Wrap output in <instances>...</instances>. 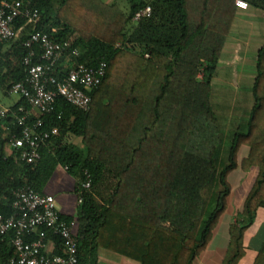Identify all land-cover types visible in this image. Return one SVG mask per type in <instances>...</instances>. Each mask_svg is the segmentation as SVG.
<instances>
[{"label":"trees","instance_id":"1","mask_svg":"<svg viewBox=\"0 0 264 264\" xmlns=\"http://www.w3.org/2000/svg\"><path fill=\"white\" fill-rule=\"evenodd\" d=\"M22 1L40 12L34 29L58 40L73 38L81 52L77 63L104 61L107 67L100 85L89 91L88 110L56 97L51 112L34 114L43 119L42 128L59 129L35 164L18 163L5 152L17 130L14 112L19 105L29 109L27 101L19 98L0 118V211L12 213L24 186L45 193L54 171L67 166L76 201L82 199L75 214L61 213L77 225V264H98L99 249L139 264H194L227 210L231 175L254 171L227 226L220 262L239 264L247 253L245 232L264 210V42L255 57L251 102L232 100L224 90L212 104V81L239 9L235 0H129L128 10L105 0ZM245 1L264 12V0ZM146 5L151 15L133 20ZM30 30L26 26L11 42V57L0 53V79L10 77L6 91L26 76L21 42ZM56 68L61 77L62 64ZM85 173L89 188L81 187ZM168 216L180 225L163 224ZM13 237L12 231L0 234V264L15 253ZM51 238L54 253H61L59 237ZM252 264H264V241Z\"/></svg>","mask_w":264,"mask_h":264},{"label":"built area","instance_id":"2","mask_svg":"<svg viewBox=\"0 0 264 264\" xmlns=\"http://www.w3.org/2000/svg\"><path fill=\"white\" fill-rule=\"evenodd\" d=\"M239 9H247L245 0H235ZM152 9L149 5L139 8L133 20L149 17ZM41 15L36 7L22 0L0 1V53L2 44L13 42L20 37L26 26L27 32L21 42L26 50L22 63L26 70L23 80L9 85L7 93L24 98L29 109L19 105L14 112L17 124L16 132L9 135L6 144L7 156H12L18 163L35 164L41 157L42 145L59 135L57 127L42 128L44 113L54 108L56 97H62L68 103L83 110H88L91 102L89 91L102 82L107 64L101 61L96 66L77 63L75 58L80 49L73 46V38L58 40L51 33L34 29ZM20 19L23 23L17 25ZM56 28L51 32L55 33ZM62 64L64 73L61 77L55 73ZM11 108L0 104V118L7 117ZM35 113L40 116L33 117ZM67 169V166H64ZM81 183L82 188L90 187V178ZM81 197L78 203L81 202ZM12 213L4 215L0 211V234L14 233L12 244L14 255L6 264H77L79 240L77 225L74 220L61 217L55 198L47 193L35 191L30 186L20 188L11 203ZM58 236L61 253H54L55 241L48 235ZM24 237H30L27 241Z\"/></svg>","mask_w":264,"mask_h":264},{"label":"crops","instance_id":"3","mask_svg":"<svg viewBox=\"0 0 264 264\" xmlns=\"http://www.w3.org/2000/svg\"><path fill=\"white\" fill-rule=\"evenodd\" d=\"M263 42H264V12L261 9L254 7H249L247 9H238L235 21L230 29V33L227 36L226 42L222 49L220 60L217 65L214 78L216 74L219 71H221L220 78L223 80L224 83L230 85L237 84V86H239L244 82L246 83L247 86L246 88L249 89L252 85L256 73L255 57L257 54V50L263 44ZM11 45H12L11 42L2 44V52L7 55L9 54V57H11L14 53V50L12 49ZM248 54H250V56H247ZM244 57L249 59L248 63L245 62ZM246 64H250L254 68V72H251L249 76L246 75L243 68L246 66ZM6 66L3 68V73L7 72ZM5 78L6 79L4 81L0 79V104L7 107H11L19 100V97L9 95L7 93L6 86L10 82V77L8 75L5 76ZM5 152L7 155L6 147H5ZM251 174L253 175L254 178V171ZM53 176H56V178L59 179V181L67 180L71 182L70 186L64 185L65 181H63L62 187L59 190L54 191L45 186L43 192L50 194L55 198L57 208L62 214L65 215L75 214L76 206H77L76 196L73 192L75 178L70 174H68L61 167L57 168L54 171L52 177ZM253 178L251 181H253ZM251 183L252 182L247 180L246 181L247 186L245 187L243 193L241 194V197L238 198L237 200L234 199V201L236 202H234V204L232 205L233 216L229 217L230 220L226 225V231L228 224L235 220L234 217L237 211L240 209L244 197L248 189L250 188ZM229 200H231V195L228 199V202ZM258 222L260 228L255 229V237L253 236L248 239L247 235L250 229L254 226L255 223ZM262 225H264V210H259L254 218L252 226L245 232L244 241H245V246L247 248V253L239 264L244 262L245 259L246 261H250V263L252 264L257 248L260 247V245L264 241V227L262 228ZM227 240H228V236H227ZM255 242H257L258 244L256 245L253 244ZM250 245H254V247L256 248L251 254H249ZM221 259L220 261L217 262V264H220ZM98 261H99L98 264H100V262L102 264H139L135 260L129 259L124 256H120L116 253L109 252L104 249H99ZM201 262L202 261H197L198 264H201Z\"/></svg>","mask_w":264,"mask_h":264},{"label":"rangeland","instance_id":"4","mask_svg":"<svg viewBox=\"0 0 264 264\" xmlns=\"http://www.w3.org/2000/svg\"><path fill=\"white\" fill-rule=\"evenodd\" d=\"M105 1L106 2L116 1L123 10H128V8H129V0H105ZM250 54H248L247 56H250ZM244 59H245V62L248 63L249 59L245 58V57H244ZM243 68H244V71H245L247 76H249V74L251 72H254V68L250 64H246V66ZM220 73H221V71H219L216 74L215 78L212 81V87H213L212 94H211V101L213 102L212 104L216 103V98H221L220 92L224 91V90L227 92L233 93V95L235 97H233L232 100H235L236 97H238L239 99L237 100V102H239V101L245 102L246 101L245 99H248V101H250V99H251L250 95L251 94H250L249 89L246 88L247 87L246 83L243 82V84H241L239 86H237V84L230 85V84L224 83L223 80L220 78ZM13 96H16V95H13ZM225 118H226V121H230V119L232 117L230 116V114H227V116ZM69 139L74 144L81 146V139L79 137L71 136ZM244 151H245V148H242L240 155H242L244 153ZM244 177H246V178H244ZM252 178H253V175L251 173H242L240 171H236L231 175L232 192H231V200H229V202H228L227 210L223 214V216L221 217L219 224L214 231L213 238H212L210 244L208 245L207 249L204 251V254H202V256H200L199 258H197L195 260L194 264H198L197 261H202L201 264H217V262L220 261L222 254H223V251H224V248H225L226 240H227L226 225H227L228 221L230 220L229 217L233 216L232 215V210H233L232 205L234 204V202H236V201H234V199L237 200L238 198L241 197V194L243 193L245 187L247 186L246 181L248 180V181L252 182L251 181ZM63 181H65L64 185L70 186L71 182H69L67 180L59 181V179H57L56 176H53V177L51 176L46 187L51 189V190L57 191L62 187ZM179 223H180V221L178 218L171 217V216L166 217V219L163 221V224H165L166 226H174L175 227L177 225H180ZM263 227H264V225H262V228ZM258 228H260L259 222L255 223L254 226L250 229V231L247 235V238L249 239L250 237H253V236L255 237V229H258ZM253 244L256 245L258 243L255 242ZM255 249L256 248L254 247V245H250L249 254H251ZM249 254H248V256H249ZM249 263H250V261H246V259H245L244 262H242L241 264H249ZM100 264H102V263L100 262Z\"/></svg>","mask_w":264,"mask_h":264}]
</instances>
